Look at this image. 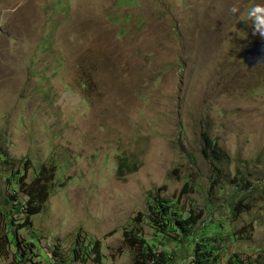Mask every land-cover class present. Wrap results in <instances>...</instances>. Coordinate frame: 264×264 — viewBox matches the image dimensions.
Wrapping results in <instances>:
<instances>
[{
	"label": "rangeland",
	"instance_id": "obj_1",
	"mask_svg": "<svg viewBox=\"0 0 264 264\" xmlns=\"http://www.w3.org/2000/svg\"><path fill=\"white\" fill-rule=\"evenodd\" d=\"M256 4L0 0V144L29 159L28 183L44 164L58 168L43 211L14 221L21 264H134L125 232L138 224L153 237L140 212L155 194L201 228L213 219L236 231L222 262L264 264V65L244 64L246 45L264 41L246 20ZM204 132L226 153L225 189H211L217 161L203 153ZM11 171L0 166V235L28 199ZM238 183L239 197L258 186L235 216L227 201ZM1 244L0 264H17Z\"/></svg>",
	"mask_w": 264,
	"mask_h": 264
},
{
	"label": "trees",
	"instance_id": "obj_2",
	"mask_svg": "<svg viewBox=\"0 0 264 264\" xmlns=\"http://www.w3.org/2000/svg\"><path fill=\"white\" fill-rule=\"evenodd\" d=\"M202 137L204 140L203 153L207 157L215 156L217 161L216 173L211 181V189L213 190L215 187L225 189L222 184L228 183L224 178L220 179V172L226 163V153L207 132H204ZM20 162H24L22 167L18 164ZM20 162L12 158L0 144V166H7L12 169L11 175L14 179L11 186L12 190H16L18 186L28 198L26 204L19 203L16 205V209L12 211L9 217L6 214L4 221L6 230L0 235V248H3L1 241H6L14 251L17 264L24 262L27 255L25 252L19 253V247L22 243L12 230L14 221L23 217L27 221L31 216L43 211L51 195L56 181V169H58L53 162L49 166L44 164L38 170L36 177L28 183L26 178L30 161L25 158ZM234 186L236 191L230 195V199L227 201V209L235 216H239L250 210L251 203L249 201L258 185H253L252 193L245 192L242 197H239L243 191L242 184L238 183ZM12 197L17 199L18 194L15 192ZM147 207V213L140 212V215H143L144 220L153 229V237L147 238L143 228L138 224H135L132 230L125 232V239L134 250V264H254L253 262H257V260L243 261L238 254L230 256L226 263L221 261L225 237L235 239L237 236L234 229L226 230L223 222L210 219L201 228L197 226V216L191 212L185 213L173 201L164 199L158 194L150 195ZM20 213H24L25 216L18 218ZM134 220H139V218ZM159 237L163 245L162 249H158L156 242ZM170 241L175 242V247H170ZM91 250L96 253L95 260L101 263L103 254L99 240L94 241ZM179 252H183V259H186V262H180L181 259L174 261L173 257Z\"/></svg>",
	"mask_w": 264,
	"mask_h": 264
},
{
	"label": "clouds",
	"instance_id": "obj_3",
	"mask_svg": "<svg viewBox=\"0 0 264 264\" xmlns=\"http://www.w3.org/2000/svg\"><path fill=\"white\" fill-rule=\"evenodd\" d=\"M232 15L240 12V6L235 3L229 9ZM246 20L251 22L253 31L264 37V4H256L247 10Z\"/></svg>",
	"mask_w": 264,
	"mask_h": 264
},
{
	"label": "water",
	"instance_id": "obj_4",
	"mask_svg": "<svg viewBox=\"0 0 264 264\" xmlns=\"http://www.w3.org/2000/svg\"><path fill=\"white\" fill-rule=\"evenodd\" d=\"M244 64L252 67L257 64L264 65V41L253 40L246 45L244 51Z\"/></svg>",
	"mask_w": 264,
	"mask_h": 264
}]
</instances>
